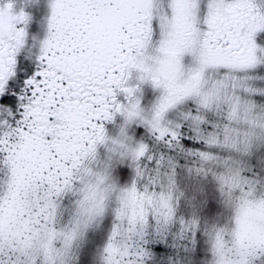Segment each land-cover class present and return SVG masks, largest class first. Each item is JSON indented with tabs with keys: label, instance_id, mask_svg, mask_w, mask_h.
Masks as SVG:
<instances>
[{
	"label": "snow or ice",
	"instance_id": "obj_1",
	"mask_svg": "<svg viewBox=\"0 0 264 264\" xmlns=\"http://www.w3.org/2000/svg\"><path fill=\"white\" fill-rule=\"evenodd\" d=\"M0 264H264V0H0Z\"/></svg>",
	"mask_w": 264,
	"mask_h": 264
}]
</instances>
